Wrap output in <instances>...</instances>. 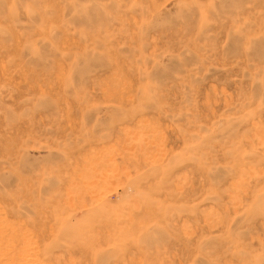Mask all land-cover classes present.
<instances>
[{"label":"rangeland","instance_id":"rangeland-1","mask_svg":"<svg viewBox=\"0 0 264 264\" xmlns=\"http://www.w3.org/2000/svg\"><path fill=\"white\" fill-rule=\"evenodd\" d=\"M0 256L264 264V0H0Z\"/></svg>","mask_w":264,"mask_h":264},{"label":"bare ground","instance_id":"bare-ground-1","mask_svg":"<svg viewBox=\"0 0 264 264\" xmlns=\"http://www.w3.org/2000/svg\"><path fill=\"white\" fill-rule=\"evenodd\" d=\"M29 252V251H28ZM1 257V256H0ZM18 257V256H17ZM23 258V257H22ZM33 258V257H32ZM1 260V259H0ZM2 261V260H1ZM3 263V262H2ZM23 263L24 264H34L35 261L33 259H31V257H26L23 259ZM17 264V263H16ZM36 264V263H35Z\"/></svg>","mask_w":264,"mask_h":264}]
</instances>
